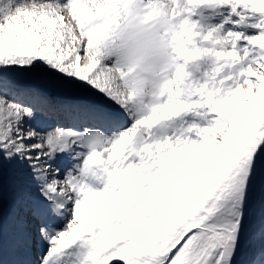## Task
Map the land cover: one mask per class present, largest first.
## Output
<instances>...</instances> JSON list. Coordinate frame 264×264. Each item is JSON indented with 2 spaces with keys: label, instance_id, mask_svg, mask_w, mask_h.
Wrapping results in <instances>:
<instances>
[{
  "label": "snow or ice",
  "instance_id": "obj_1",
  "mask_svg": "<svg viewBox=\"0 0 264 264\" xmlns=\"http://www.w3.org/2000/svg\"><path fill=\"white\" fill-rule=\"evenodd\" d=\"M158 10L172 63L129 96ZM0 264H264V0H0Z\"/></svg>",
  "mask_w": 264,
  "mask_h": 264
},
{
  "label": "clouds",
  "instance_id": "obj_2",
  "mask_svg": "<svg viewBox=\"0 0 264 264\" xmlns=\"http://www.w3.org/2000/svg\"><path fill=\"white\" fill-rule=\"evenodd\" d=\"M136 23L138 27L132 43L120 51L116 67L123 68L128 74L123 81L122 93L140 97L152 91L172 63L167 36L171 21L158 10L151 23H144L142 17Z\"/></svg>",
  "mask_w": 264,
  "mask_h": 264
},
{
  "label": "rangeland",
  "instance_id": "obj_3",
  "mask_svg": "<svg viewBox=\"0 0 264 264\" xmlns=\"http://www.w3.org/2000/svg\"><path fill=\"white\" fill-rule=\"evenodd\" d=\"M209 10L211 12L212 7L204 6L201 9H199L198 12L207 18V22H211L213 24H221L218 20L210 19L209 17H212L211 14L209 17H207L209 14L208 13ZM213 10H214L213 16L216 17V15H218L217 17H220V16L224 17L221 21L222 23L225 22L226 17H229V16L231 17V19L228 21L229 24H224L225 30H228V29L239 30V31H242L243 33H245L247 35L257 34L260 31L259 29L252 27L249 23H244V24H239V25L233 24L231 21L232 20H238L239 17L230 12L229 6L216 7V8H213ZM256 15L258 16L260 14H256ZM225 23H227V22H225Z\"/></svg>",
  "mask_w": 264,
  "mask_h": 264
}]
</instances>
